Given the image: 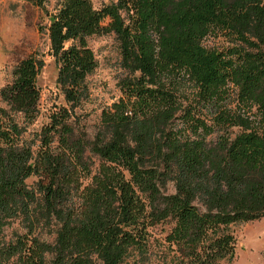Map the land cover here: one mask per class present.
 Listing matches in <instances>:
<instances>
[{
  "label": "trees",
  "instance_id": "trees-1",
  "mask_svg": "<svg viewBox=\"0 0 264 264\" xmlns=\"http://www.w3.org/2000/svg\"><path fill=\"white\" fill-rule=\"evenodd\" d=\"M25 1L47 17L65 103L28 135L38 53L0 88V264H150L164 224L160 264H230V226L264 219V0ZM104 35L126 75L90 137L76 111ZM19 218L27 232L6 240Z\"/></svg>",
  "mask_w": 264,
  "mask_h": 264
},
{
  "label": "rangeland",
  "instance_id": "rangeland-1",
  "mask_svg": "<svg viewBox=\"0 0 264 264\" xmlns=\"http://www.w3.org/2000/svg\"><path fill=\"white\" fill-rule=\"evenodd\" d=\"M95 8L108 5L112 0H90ZM56 0H47V10L51 11ZM48 20L44 12L29 5L25 0H0V88L11 83L12 69L16 63L31 54L43 56L45 66L37 77L40 91V116L28 129L32 136L46 120L49 110L63 105V95L56 84L57 66L48 54L49 41L46 34ZM220 40L209 38L204 44L212 47ZM97 61V69L87 78L89 100L76 111L78 127L92 137L97 130L101 109L119 97L118 82L126 74L120 66L118 42L113 35L94 36L88 41ZM35 177L26 182L32 186ZM171 185L167 193H172ZM25 223L19 218L13 220L5 229L6 240L15 234L27 232ZM169 224L158 225L150 230V264H160L161 253L166 245L163 237ZM51 229L37 228L34 235L51 242ZM235 237V255L230 264H264V219L230 226Z\"/></svg>",
  "mask_w": 264,
  "mask_h": 264
}]
</instances>
